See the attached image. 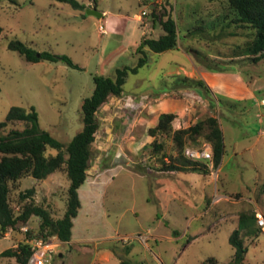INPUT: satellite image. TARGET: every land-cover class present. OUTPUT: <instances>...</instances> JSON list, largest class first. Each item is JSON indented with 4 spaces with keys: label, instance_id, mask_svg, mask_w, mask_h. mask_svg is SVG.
Instances as JSON below:
<instances>
[{
    "label": "rangeland",
    "instance_id": "obj_1",
    "mask_svg": "<svg viewBox=\"0 0 264 264\" xmlns=\"http://www.w3.org/2000/svg\"><path fill=\"white\" fill-rule=\"evenodd\" d=\"M78 1L85 10L54 0H0V123L12 107H35L40 127L69 144L83 128L82 102L94 91L93 78L135 67L141 40L161 35L155 11L175 16L182 40L178 49L149 52L148 64L129 75L123 94L98 111L89 181L79 191L82 208L72 241L58 246L54 264H205L210 258L234 264L229 240L240 214L264 212V61L234 57L251 40L250 30L222 31L233 18L227 0ZM88 9L103 17L85 16ZM13 40L67 56L81 70L63 62H27L8 49ZM179 77L204 80L210 93L177 85ZM164 113L176 115L175 130L217 118L226 149L221 165L205 161L208 176L163 171V154L179 155L171 138L149 135ZM20 127L0 130V136ZM155 142L165 143L162 155ZM197 142L186 148L207 143ZM33 187L38 203L50 206L54 218L64 217L70 188L64 174L21 181V190ZM39 225L34 217L33 235ZM29 227L1 238L0 254L24 242ZM245 244L244 264H264V234L246 236ZM0 264L19 263L1 257Z\"/></svg>",
    "mask_w": 264,
    "mask_h": 264
},
{
    "label": "trees",
    "instance_id": "obj_2",
    "mask_svg": "<svg viewBox=\"0 0 264 264\" xmlns=\"http://www.w3.org/2000/svg\"><path fill=\"white\" fill-rule=\"evenodd\" d=\"M54 1L69 5L75 10H85L84 4L78 0ZM208 1L214 2L215 0ZM227 2L233 18L223 26L222 31L224 32L226 28H243L250 30L251 35L250 41L236 48L234 57L244 56L253 63L264 61V0H227ZM153 17L154 23H159L162 28L161 35L158 38L141 40L135 49V55H139L135 67H117L114 76L99 75L93 78L94 91L82 102L83 128L69 144L60 142L50 132L40 127L39 114L35 107L30 109L12 107L5 121L0 123V130L12 125L21 126L0 136V239L9 231L19 232L22 225L29 227L34 217L40 219L36 235L32 234L29 227L30 230L24 242L14 249L1 253L0 258H15L19 264H29L32 251L27 240L35 236L46 240L55 237L62 243L72 241L74 220L79 216L82 208L79 191L88 184L92 145L100 128L97 118L98 111L110 97H120L123 94L129 75L138 74L139 69L148 64L149 52L161 54L178 49L182 40L176 18L171 12L166 9L161 12L155 11ZM3 31L4 28L0 24V34ZM189 34L192 35L194 32ZM230 35L236 36L237 33L232 32ZM8 49L19 53L30 63L63 62L71 68L81 70L67 56L59 57L51 52L40 53L19 40L10 41ZM179 79L181 81L177 84L179 86L191 87L190 89L196 91L201 88L210 93V88L204 80H193L187 77H179ZM175 119L176 115L173 113L161 114L157 125L149 130L151 137L171 138L175 149L179 151L178 156H167L163 154L165 143L155 142L156 154L158 156L163 154L161 161L163 171L208 176L210 174L208 164L205 161L189 159L185 155V148L189 142L197 144L198 139H203L212 147L213 168H218L226 153L224 133L218 119L208 117L189 128L180 130L174 129ZM55 173L64 174L70 181V188L67 192V210L62 218H54L50 206L37 202L35 187L21 190V181L24 178L30 177L40 183L45 182ZM13 191H19L18 195L13 196ZM17 206L19 211L16 210ZM255 215L256 212L248 211L242 212L239 216L238 228L229 240L235 250L234 264H244L246 260L249 247L245 244V237L258 238L261 235ZM205 264H217V262L214 258H210Z\"/></svg>",
    "mask_w": 264,
    "mask_h": 264
},
{
    "label": "built area",
    "instance_id": "obj_3",
    "mask_svg": "<svg viewBox=\"0 0 264 264\" xmlns=\"http://www.w3.org/2000/svg\"><path fill=\"white\" fill-rule=\"evenodd\" d=\"M185 155L193 161H208L213 164L212 147L209 143H204L201 149L186 148ZM256 222L261 233L264 234V212H256ZM28 232V229H24ZM31 246L32 256L29 264H54V259L58 255V246L62 242H57L56 238L46 240L43 237H33L27 240Z\"/></svg>",
    "mask_w": 264,
    "mask_h": 264
},
{
    "label": "water",
    "instance_id": "obj_4",
    "mask_svg": "<svg viewBox=\"0 0 264 264\" xmlns=\"http://www.w3.org/2000/svg\"><path fill=\"white\" fill-rule=\"evenodd\" d=\"M86 13L88 16H94L96 18H102L103 17V13L97 11L96 9H88Z\"/></svg>",
    "mask_w": 264,
    "mask_h": 264
},
{
    "label": "crops",
    "instance_id": "obj_5",
    "mask_svg": "<svg viewBox=\"0 0 264 264\" xmlns=\"http://www.w3.org/2000/svg\"><path fill=\"white\" fill-rule=\"evenodd\" d=\"M251 95H252V92H251ZM251 95L250 94H248L245 98L247 99V98H250L251 97ZM245 98H243V99H245ZM62 256V255H61Z\"/></svg>",
    "mask_w": 264,
    "mask_h": 264
}]
</instances>
